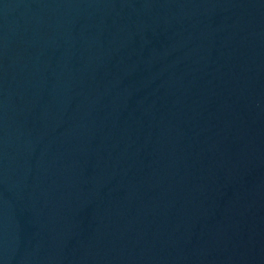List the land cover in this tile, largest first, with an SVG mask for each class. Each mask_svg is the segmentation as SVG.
Wrapping results in <instances>:
<instances>
[{"label":"water","instance_id":"1","mask_svg":"<svg viewBox=\"0 0 264 264\" xmlns=\"http://www.w3.org/2000/svg\"><path fill=\"white\" fill-rule=\"evenodd\" d=\"M0 264H264V0H0Z\"/></svg>","mask_w":264,"mask_h":264}]
</instances>
